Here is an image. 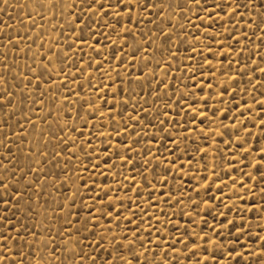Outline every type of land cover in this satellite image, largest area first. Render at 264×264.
<instances>
[{"label":"rangeland","instance_id":"1","mask_svg":"<svg viewBox=\"0 0 264 264\" xmlns=\"http://www.w3.org/2000/svg\"><path fill=\"white\" fill-rule=\"evenodd\" d=\"M0 0V264H264V0Z\"/></svg>","mask_w":264,"mask_h":264},{"label":"snow or ice","instance_id":"2","mask_svg":"<svg viewBox=\"0 0 264 264\" xmlns=\"http://www.w3.org/2000/svg\"><path fill=\"white\" fill-rule=\"evenodd\" d=\"M98 3H101V7L103 8V3L102 0H97ZM122 2H124V0H122ZM0 185H3V181L0 180Z\"/></svg>","mask_w":264,"mask_h":264}]
</instances>
